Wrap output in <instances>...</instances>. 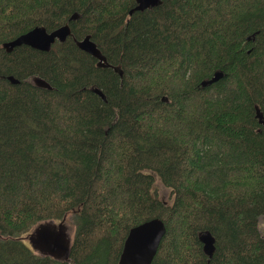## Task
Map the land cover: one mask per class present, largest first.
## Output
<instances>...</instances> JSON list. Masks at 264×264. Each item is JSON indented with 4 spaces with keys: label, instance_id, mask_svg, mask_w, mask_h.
Here are the masks:
<instances>
[{
    "label": "trees",
    "instance_id": "trees-1",
    "mask_svg": "<svg viewBox=\"0 0 264 264\" xmlns=\"http://www.w3.org/2000/svg\"><path fill=\"white\" fill-rule=\"evenodd\" d=\"M135 5L0 0V264H119L129 229L153 217L166 234L151 264H264V0ZM65 23L48 51L3 47ZM88 34L107 65L76 43ZM67 214L70 261L23 240Z\"/></svg>",
    "mask_w": 264,
    "mask_h": 264
},
{
    "label": "water",
    "instance_id": "water-1",
    "mask_svg": "<svg viewBox=\"0 0 264 264\" xmlns=\"http://www.w3.org/2000/svg\"><path fill=\"white\" fill-rule=\"evenodd\" d=\"M162 0H136V5L130 10L132 13L134 10H144L149 7L159 5ZM78 13H74L70 20L76 19ZM72 34L71 26L65 23L51 31L43 25H37L32 29L16 36L15 38L3 43V47L7 51H11L14 47L26 44L33 48L48 51L52 48L53 43L56 40L64 41L69 35ZM78 46L98 59V65H107V59L98 47L97 43L88 34L81 39L74 38ZM223 76L222 71H216L212 77L204 79L201 83L202 86H206L217 81ZM8 78L13 82H19V79L13 75H9ZM33 82L36 86L42 88H52V85L41 76H34ZM94 91L106 99L102 90L98 87L94 88ZM164 100H168L167 97H163ZM256 116L260 123H264V114L260 107L256 105ZM63 219L61 222L56 220H49L41 222L36 226V229L30 235L33 245L40 247L41 253L50 254L55 258L70 261L71 253V241L72 238L66 239V224ZM55 231V235L48 234V231ZM166 234V224L160 217H153L145 220L139 224L132 226L125 238L123 248L119 258V264H151L152 260L159 248L160 242ZM199 240L203 244V251L209 257H212L216 248V237L210 230H203L199 233ZM42 243L46 245L44 249H41ZM47 248V250H45Z\"/></svg>",
    "mask_w": 264,
    "mask_h": 264
},
{
    "label": "rangeland",
    "instance_id": "rangeland-1",
    "mask_svg": "<svg viewBox=\"0 0 264 264\" xmlns=\"http://www.w3.org/2000/svg\"><path fill=\"white\" fill-rule=\"evenodd\" d=\"M164 97V96H163ZM162 97V100H164ZM157 179V178H156ZM156 186L158 188V191H159V196L162 198V199H165V200H170V195H169V189L165 188L160 182L159 180L157 179L156 180ZM62 220H58L57 222H61ZM64 223L66 224L67 228L65 230V234H66V239L69 240L73 237L74 235V232H75V221L74 219L72 218L71 214H67V217L66 219L64 220ZM37 226V225H36ZM36 226H34V228L30 231H28L27 233L24 234L23 236V240L26 242L27 245L31 246L33 249H35L36 251L38 252H41V250L39 249L40 247H36L34 248L35 246L33 245L32 241H31V237L30 235L33 233V231L36 229ZM259 226H260V229L262 232H264V215L260 217L259 219ZM52 234L53 236L56 234L55 231L51 232L48 231V234ZM44 247H46L45 244L42 243V246H41V249H44ZM45 250H47V248H45Z\"/></svg>",
    "mask_w": 264,
    "mask_h": 264
},
{
    "label": "flooded vegetation",
    "instance_id": "flooded-vegetation-1",
    "mask_svg": "<svg viewBox=\"0 0 264 264\" xmlns=\"http://www.w3.org/2000/svg\"><path fill=\"white\" fill-rule=\"evenodd\" d=\"M75 38H76V37H75ZM39 50H40V49H39ZM97 62H98V59H97ZM97 62H96V63H97ZM114 68L116 69V67H114ZM120 72L122 73V70H120ZM10 75H11V74H10ZM8 76H9V75H7L6 77L8 78ZM34 76H38V75H33L32 77H30V80H31L32 82H33V77H34ZM8 80H10V79L8 78ZM10 81H11V80H10ZM11 82H13V81H11ZM33 83H34V82H33Z\"/></svg>",
    "mask_w": 264,
    "mask_h": 264
},
{
    "label": "bare ground",
    "instance_id": "bare-ground-1",
    "mask_svg": "<svg viewBox=\"0 0 264 264\" xmlns=\"http://www.w3.org/2000/svg\"><path fill=\"white\" fill-rule=\"evenodd\" d=\"M132 9H133V8H132ZM134 11H135V10H134ZM134 11H133V12H134ZM133 12H132V13H133ZM130 13H131V12H130ZM132 13H131V14H132ZM31 29H32V28H31ZM169 115H171V114H169ZM162 118H163V117H162ZM155 119H156V118H155ZM158 122H159V121H158ZM163 122H164V121H163ZM154 126H155V125H154ZM159 128H160V127H159Z\"/></svg>",
    "mask_w": 264,
    "mask_h": 264
}]
</instances>
